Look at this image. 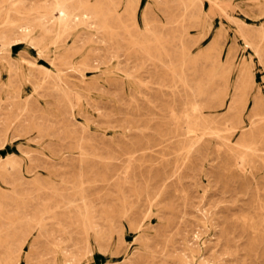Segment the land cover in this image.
Wrapping results in <instances>:
<instances>
[{
	"label": "rangeland",
	"instance_id": "rangeland-1",
	"mask_svg": "<svg viewBox=\"0 0 264 264\" xmlns=\"http://www.w3.org/2000/svg\"><path fill=\"white\" fill-rule=\"evenodd\" d=\"M0 264H264V0H0Z\"/></svg>",
	"mask_w": 264,
	"mask_h": 264
}]
</instances>
